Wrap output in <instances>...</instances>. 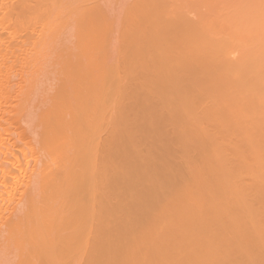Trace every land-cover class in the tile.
<instances>
[{"label":"bare ground","instance_id":"1","mask_svg":"<svg viewBox=\"0 0 264 264\" xmlns=\"http://www.w3.org/2000/svg\"><path fill=\"white\" fill-rule=\"evenodd\" d=\"M0 264H264V0H0Z\"/></svg>","mask_w":264,"mask_h":264}]
</instances>
